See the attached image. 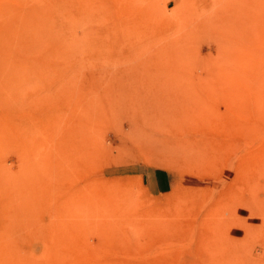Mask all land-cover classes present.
I'll return each instance as SVG.
<instances>
[{
  "label": "rangeland",
  "instance_id": "rangeland-1",
  "mask_svg": "<svg viewBox=\"0 0 264 264\" xmlns=\"http://www.w3.org/2000/svg\"><path fill=\"white\" fill-rule=\"evenodd\" d=\"M0 264H264V0H0Z\"/></svg>",
  "mask_w": 264,
  "mask_h": 264
}]
</instances>
